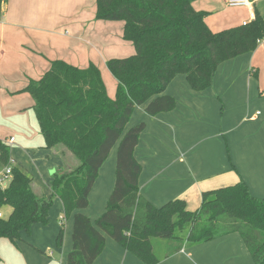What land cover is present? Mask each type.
<instances>
[{
  "label": "trees",
  "instance_id": "16d2710c",
  "mask_svg": "<svg viewBox=\"0 0 264 264\" xmlns=\"http://www.w3.org/2000/svg\"><path fill=\"white\" fill-rule=\"evenodd\" d=\"M5 3L0 0V20ZM95 7V20L124 24L122 40L135 53L106 62L116 81L114 99L108 97L96 66L79 69L61 60L51 62L39 81H30L21 91L34 102L44 147L59 149L64 163L51 176L50 198L34 190L23 168L12 166L8 186L0 189V210L12 209L7 219L0 218V239L15 243L20 232L47 225L57 198L63 218L73 221L65 264H93L105 236L144 264H156L185 246L234 233L254 264H264V198L253 197L239 181L203 193L195 211H187L182 200L152 206L139 194L141 167L133 155L145 124L127 128L137 107L145 106L151 117L174 110V98L163 93L179 75L194 92L210 88L220 64L254 52L264 41V16L255 12L249 23L212 33L204 22L207 14L196 12L191 0H95ZM117 143L114 187L105 212L92 223L81 211ZM0 163L10 164L9 147L1 141ZM62 242L63 230L56 247Z\"/></svg>",
  "mask_w": 264,
  "mask_h": 264
},
{
  "label": "crops",
  "instance_id": "0c3cea01",
  "mask_svg": "<svg viewBox=\"0 0 264 264\" xmlns=\"http://www.w3.org/2000/svg\"><path fill=\"white\" fill-rule=\"evenodd\" d=\"M49 1L51 5L55 4V0ZM41 2L6 0L2 6L0 141L5 144L10 138L14 139L11 145H7L12 165L20 166L30 174L34 190L50 198L51 176L63 166L64 159L60 157L59 149L48 150L44 147L32 110L34 102L28 93L21 91L30 81H39L49 70L50 63L57 60L79 69L93 64L106 87L104 74L107 73L102 72L106 62L114 54L118 58H126L135 52L131 43L122 40V22L119 23L118 39L111 33L109 36H99V29L107 27L118 32L114 28L118 25L96 21L95 5L84 0L76 4L81 8L80 12L72 19H66L74 28V38L59 45L49 42L48 48H55L52 51L42 50L40 47L45 45H37L34 39L23 37L18 29L24 24L29 30L43 29L50 33L55 25H59L61 14L56 18L43 12L39 17L38 13L33 14L28 9V4L39 3L40 6ZM191 3L196 12L207 14L204 22L212 33L252 21L247 7L229 8L225 0H191ZM86 4L91 10L88 18L82 11L86 9ZM253 11L264 16V0L256 1ZM91 30L95 36L89 34ZM78 60L82 61L81 64ZM106 92L110 99L115 98L112 90L106 88ZM163 94L174 98V110L151 117L145 113V106H140L135 108L131 117L132 125L145 124L133 152L141 167L138 179L140 196L156 208L170 201L182 200L187 211H195L200 207L203 193L242 181L253 197L264 198V41L254 52L220 64L210 88L194 92L186 77L179 75ZM105 164L106 161L89 194L87 208L81 211L92 223L106 210L114 187L116 155L109 167ZM3 168L0 163V173ZM98 182L101 185L94 200L92 196ZM5 188L0 186L2 190ZM92 204L95 209L90 211ZM3 211L10 212V215L12 209L6 206L0 210V214ZM57 215L60 216L56 223ZM62 217L63 205L55 198L48 211L47 225H33L29 233L20 232V240L15 243L0 239V264H65L72 247L73 221L72 218L62 220ZM61 230L62 247L57 248L56 239ZM162 244L157 243L158 250L164 248ZM93 264L144 263L105 236L104 248ZM156 264L254 262L241 237L234 233L206 243L185 246Z\"/></svg>",
  "mask_w": 264,
  "mask_h": 264
},
{
  "label": "rangeland",
  "instance_id": "374dc122",
  "mask_svg": "<svg viewBox=\"0 0 264 264\" xmlns=\"http://www.w3.org/2000/svg\"><path fill=\"white\" fill-rule=\"evenodd\" d=\"M41 1L42 2L40 3V6H39V3H37L35 5L34 4H28V9L32 10L33 14L38 13L39 17H40V15L43 14V12L45 14L54 15V17H56V18L58 17L59 14H61V16H59V17L62 19L60 20L59 25H55V29H53L50 33L43 31V29L38 30V31L29 30L28 28H26V26L24 24L20 25V27L18 29H19V31L22 32L23 37L29 38L32 40L34 39L36 41L37 45L39 43H41L42 45H45L43 47L39 46L40 48H42V50L52 51L51 49H53L55 47L51 46L52 48L51 47L48 48V45L50 44L49 42H51V45H59V44L65 43V41H67L69 39L74 38V35H72V33H73L72 30H74V28H73V26L70 25V22L67 21L66 19H72L73 15H75L77 12H80L79 9H81V8L79 6L76 7L77 2L80 0H55V4H52V5L49 3V2H51L49 0H41ZM84 1H85V3H88V2L91 3L92 6L95 5V0H84ZM85 7H86V9L84 8V9H82V11H84V14L88 18L87 14H89L91 12V10L87 4L85 5ZM54 19L55 18H53L52 20H54ZM21 21H23V19H21ZM94 23H96V22L94 21ZM111 23H117L116 25H118V26H115L114 28H116L118 30V32L116 30H115L116 32L114 30H108L107 27H104V28L99 29V36H102V35L103 36H109V34L111 33L112 36L115 35V39H118L117 34H119V32H120V27H119L120 22H111ZM89 34H91V36H95L94 33L92 32V30ZM117 56H118L117 54H114V55H112L111 59H116V58H118ZM78 61L81 64L82 61L81 60H78ZM102 69H103V67H102ZM104 71H106L105 73H107V74H104V78H106V80H107L106 88L108 91L112 90L114 97H115V93H116V92H114V91H116L115 80L110 75V73L106 70V68H104V70H102L103 73H104ZM7 73H8V71H7ZM133 126L134 125H132V120H131V122H129L127 128H131ZM117 146H118V143L112 148V150L109 154V157H110L109 160H108V157L106 159L105 165L107 167L110 166V161L112 162L113 157L116 155ZM100 185L101 184L99 183V185L96 186V188L94 190V196H92V199H94V200L96 199V195L98 193V189H99ZM93 209H95L94 204H92L90 211H92ZM194 210H196V209H194ZM9 213L10 212H8V211L7 212L3 211L1 213L2 218L7 219L9 217ZM59 216L60 215H57V219H55V222L59 219ZM55 260H57V262H59V259L57 256H55Z\"/></svg>",
  "mask_w": 264,
  "mask_h": 264
},
{
  "label": "built area",
  "instance_id": "2783aa9c",
  "mask_svg": "<svg viewBox=\"0 0 264 264\" xmlns=\"http://www.w3.org/2000/svg\"><path fill=\"white\" fill-rule=\"evenodd\" d=\"M256 1L258 0H225V4L229 8L247 7L249 10L250 19L253 21L255 18V14L253 11V4ZM13 142H14V139L10 138L9 140L5 141V144L11 145ZM12 166L13 165L10 160V164L8 166H5L2 172L0 173V186L2 188H5V186L10 182ZM0 218H1V214H0Z\"/></svg>",
  "mask_w": 264,
  "mask_h": 264
}]
</instances>
